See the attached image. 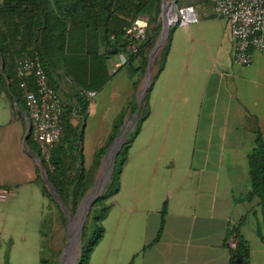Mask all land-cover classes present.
<instances>
[{
    "label": "crops",
    "instance_id": "crops-1",
    "mask_svg": "<svg viewBox=\"0 0 264 264\" xmlns=\"http://www.w3.org/2000/svg\"><path fill=\"white\" fill-rule=\"evenodd\" d=\"M212 3L192 2L196 13L208 12ZM232 46L225 19L208 17L173 26L163 66L146 95L149 142L145 145L162 135L157 146L160 152L146 159L141 149L132 146L139 132L132 140L118 176V190L107 199L102 236L86 264H232L225 240L231 225H238L247 244L248 264H264V244L256 235L260 221L257 200L239 201L249 190L246 155L256 130L264 142V52L254 53L250 65L237 66L231 62ZM40 47L48 80L65 104L76 99L66 73H75L82 91H95L86 111L83 151L90 111L101 110L104 118L113 110L125 111L128 102L136 104L132 83L139 72L130 74L129 69L138 61L122 66L119 53L111 54L104 59L103 70L110 80L91 85L88 80L81 82L87 64L84 49L77 51L72 45L60 51L57 59L67 56L60 70L54 65L57 49L52 43ZM44 48L50 52L45 53ZM106 59L116 64L113 73L108 71ZM121 84L128 85L124 92L117 91ZM10 100L14 108V99ZM10 115L0 123V188L9 191L0 200V225L22 220L18 206L24 205L32 190L34 196L35 186L43 201L42 208L33 211V224L38 223L40 234L45 200L36 181L39 164L36 153L23 143V117L11 116L10 123ZM164 149L171 154L161 161ZM180 150L190 152L184 158ZM162 204V227L152 241ZM112 210V222L105 224ZM39 239L41 242V236Z\"/></svg>",
    "mask_w": 264,
    "mask_h": 264
},
{
    "label": "trees",
    "instance_id": "trees-1",
    "mask_svg": "<svg viewBox=\"0 0 264 264\" xmlns=\"http://www.w3.org/2000/svg\"><path fill=\"white\" fill-rule=\"evenodd\" d=\"M173 1L177 6H182L181 4L184 3L183 0ZM160 3L161 0H0V62L2 63L0 86L9 98L15 100L16 114L22 112L24 108L14 72L15 61L27 53L35 54L41 62L48 80V72L40 49V45L48 41L53 42L52 44L59 51L64 50L65 40H67V47L74 45L77 51L84 49L87 74L85 73L81 82L88 80L91 85H102L108 80L109 76H103L104 59L111 55L112 50L125 55L126 62L122 66H129L135 60L138 61L135 68L129 69L130 74L143 71L148 61L147 50L153 44L161 28ZM137 16H145L147 19L145 39L133 41L136 50L131 53L126 48L129 39L125 37V28ZM170 31L171 28L169 27L167 37L153 61L156 68L151 73L150 85L137 114L135 126L126 134L117 150L114 162L110 166L109 180L105 184V188L103 187L104 190L89 205L80 234L81 247L75 260L76 264L87 263L92 248L102 236L103 228L100 223L108 210L107 203L103 204V201L118 190V176L129 146L139 131L140 123L146 116V95L163 66L168 50ZM73 35H75L74 42L71 41ZM99 47L102 48L101 53H98ZM48 83L51 84L49 80ZM132 84L135 85V82ZM83 91L79 88L75 91L76 99L70 105L63 102L64 111L60 120V137L52 148L49 157V165L52 168L49 169L43 163L49 184L67 211L72 213L78 207L85 192L93 184V177L99 160L104 155L108 145L119 133L121 126L112 123L104 143L95 149L90 165L85 166L82 155V137L87 103L84 100ZM127 107L130 114H134L137 109L133 101L128 102ZM75 120V124L71 122ZM26 143L35 147L29 135ZM246 159L249 190L239 201H249L256 198L260 215L256 235L264 244V142L258 130L254 132L252 147L246 155ZM36 181L45 202L54 204L59 216L64 220V213L54 202L39 175H37ZM44 207L39 230L41 245L38 262L39 264H47L49 259H52L55 264V259L46 255L47 248L43 239L46 223ZM159 214V227L152 241L158 238L162 227L164 204H162ZM88 227L91 233L87 237ZM228 238L235 240V247L229 249L230 262L232 264H248V247L239 235L238 225L229 227L225 240Z\"/></svg>",
    "mask_w": 264,
    "mask_h": 264
},
{
    "label": "built area",
    "instance_id": "built-area-1",
    "mask_svg": "<svg viewBox=\"0 0 264 264\" xmlns=\"http://www.w3.org/2000/svg\"><path fill=\"white\" fill-rule=\"evenodd\" d=\"M170 14L173 16L166 23L170 26H182L196 23L200 19L208 17L225 19L229 25V35L233 40L231 62L237 66L251 64L254 53L264 52V0H213L208 12L196 13L193 5H175L172 0ZM163 11V10H162ZM162 12L161 19L165 21ZM147 19L145 16H137L131 20L125 28V37L129 42L126 48L134 53L136 48L133 41L145 39ZM120 65L125 64L126 57L119 53ZM107 68L113 73L117 66L106 59ZM14 72L17 77V86L20 89L22 99V112L27 116L29 136L35 145L36 155L42 165L45 163L49 169V157L52 148L60 137V120L64 111L63 100L55 88L48 83L45 71L35 54L27 53L15 61ZM88 109L89 103L95 96V91L83 92ZM21 114V113H20ZM9 194L6 189L0 188V200ZM229 249L235 247L233 238L226 239Z\"/></svg>",
    "mask_w": 264,
    "mask_h": 264
},
{
    "label": "rangeland",
    "instance_id": "rangeland-1",
    "mask_svg": "<svg viewBox=\"0 0 264 264\" xmlns=\"http://www.w3.org/2000/svg\"><path fill=\"white\" fill-rule=\"evenodd\" d=\"M171 1L172 0H165V3L170 4ZM183 2L184 3L186 2V3L185 4L183 3L181 5H193L192 4L193 0H183ZM126 22H127V20L125 21V23ZM160 22H161V16H160ZM170 28L172 29L173 26H170ZM157 37H158V35H157ZM164 41H163V43H164ZM163 43L158 47L157 52L155 53V55L152 58V62H151V66H150V76H151V73L156 68V64L153 63V61L157 57V54H158L159 50L161 49ZM63 45L65 48L67 47L65 42ZM53 46L56 48L55 45H53ZM150 48L151 47H149V49ZM56 49L57 50L55 51L56 54H55V64L54 65L56 68H60V70H61V68H63L64 60L65 61L67 60V56L65 55L64 59H63L59 55V58L57 59V55L59 54L60 51L58 48H56ZM149 49L147 50V59H148ZM43 50L45 53L50 52L48 48H44ZM125 71H127V69ZM143 75H144V70L139 72V74L137 75L136 80H135V86H134L135 87L134 88V101L135 102L138 100L140 91L143 87ZM64 77L67 78V84L69 87L72 88V90H78L79 86H77V82H76V80H78L77 79L78 77L75 76V73H71V72L66 73ZM109 80H110V77H109ZM72 81H74L76 84H74ZM127 88H128V85L124 86V84H121L120 87H117V91L121 90L122 92H124L125 89H127ZM10 101L11 100L8 97L7 93L0 86V123L6 122L5 117H6L7 113L11 112L10 123H12L11 121H13V119H11V116L18 117V115H21L20 113L16 114V112H15L16 108H13V106H11ZM142 103H143V101H142ZM142 103H141V105H142ZM147 107H146V109H147ZM127 109H128V107L126 106L124 112L122 110L119 111L118 109L113 110L112 112L106 113V115H105L106 118L102 117L103 113L101 112V110L100 111L98 110L99 112H97V110L95 112L90 111V113L88 114L89 119L87 122V126L85 128V131H86L85 133H86L87 139L84 140L85 143L83 145V151H82L84 163L87 166H88V164L90 165V163L92 162L93 153L95 151L94 150L95 148L94 149H91V148H93V145L94 146L96 145L98 147L102 146V144L105 141L106 134L110 130V125L112 123H114L115 125H121L119 131L121 129H123V127H125L126 125L128 126V129H129V127L131 125V122H129V121H130L133 114L128 113ZM147 112H148V109L146 110V116L144 117L143 121L140 123L139 131H138L139 134L136 136V138L134 139L133 144H132L134 149H137V150L141 149V153H142V155H144L142 157H144L146 159H148L147 157L153 158V157H155L157 152H160L159 150H157L158 149L157 146L160 145V141H161V137H162V135H156V139L153 137L151 145L150 144L145 145L146 142H149L146 140L147 139V134H146L147 129L145 126L146 125ZM126 113H127V116H126ZM107 115H110V117L107 118ZM72 122L75 124L76 120L72 121ZM7 128H9V126ZM105 129H106V132H105ZM29 146L34 152H36V149L33 145H29ZM186 152H188V154H189L190 150H187V151L186 150H183V151L180 150V157H181V153H182L184 158H186V156H187ZM162 154H163V156L161 155L160 159H161V161H164V159H166L167 156H170L171 151H166L164 149ZM134 156L135 155H133V157ZM102 160H103V156L100 158L99 164L95 170L94 177H93V184L84 194L86 196H87L88 192H90L91 190H93L95 188L96 185L99 187V192H101V190H104V189H102V187H103L105 181L107 183L109 180V177L106 178V176H105V173H104L105 170L102 171V168H103L102 167ZM172 164H174V163L172 162L171 165ZM38 175L41 177L40 173ZM142 183L144 185L143 187H145L147 184L146 179ZM32 187H34V188H32V189H34V196H33V190H32L31 196L28 195L26 197V199H25L26 202L24 203V205L21 207L18 206L20 212L22 213V215L20 216L22 218V220H16L15 222H13L9 225H6V224L0 225V264H39L38 257H39V250H40V243L41 242L39 239L40 234L38 233V223H36V225L33 224V211L35 210V208H37L38 210L40 208H42L43 201L41 203V197H40V193H39L38 189L35 188V186H32ZM104 188H105V185H104ZM81 202H79V203H81ZM105 203H107V200L103 201V204H105ZM82 206H83V202H82V205H81L80 209L78 210L77 214H76V211H77L76 209H78V208L75 209L74 213L69 212L66 209V212L69 213V215H70L69 219L72 216L73 217L75 216V218H77L79 211L82 209ZM113 211L114 210H112V212L108 216L105 224H110V222H112ZM44 214H45L46 223H45V236L43 239H44V242H45V245L47 248L46 255L49 257H53V259H55V261L57 263V260H58V257H59V254H60L62 248L64 247V245H66L67 241H69V239H68V236H69V229H68L69 228V226H68L69 225V219L66 218L65 213H64V220H62V218L58 214V211L54 207V204H52L51 202H48V201L45 202ZM100 224H101V226L103 225L102 220H101ZM89 229L90 228L88 227V232L86 233L87 237L90 236V233H91V230H89ZM81 230H82V228H81ZM107 232H108V230H107ZM108 236H109V234L106 233V237H108ZM78 245H79L77 247L78 249L76 248L75 254L73 255V256H76L75 259L77 258L78 254H79V249H80L79 247H81L80 239H79ZM47 264H54V262H52V259L51 260L49 259V262Z\"/></svg>",
    "mask_w": 264,
    "mask_h": 264
},
{
    "label": "water",
    "instance_id": "water-1",
    "mask_svg": "<svg viewBox=\"0 0 264 264\" xmlns=\"http://www.w3.org/2000/svg\"><path fill=\"white\" fill-rule=\"evenodd\" d=\"M164 3H165V0H161V3H160V9H161L160 16L162 14V10H163ZM168 29H169V24L166 23L165 21H163L161 19V28H160L158 37L156 38V40L154 41L153 45L151 46V48L149 49V52H148V61H147V64L145 66L144 75H143V87H142V90H141V92L139 94L138 100L136 101L137 109H136L135 113L133 114V116L131 117V119L129 121V122H131V125H130L129 129H128V126L126 125L125 127H123V129H121L119 131V133L116 135V137L108 145V147H107V149H106V151H105V153L103 155L102 167H103V170H105L106 173H107V178L110 175V166L114 162V158H115V155L117 153V150L120 148V146H121V144L123 142V139L126 136V134L128 132H130L133 129V127L135 126L136 117H137V114L139 113V110H140V107H141V103H142V101L144 99L146 90H147V88L150 85V66H151L152 58L155 55V53L157 52L158 47L166 39L167 34H168ZM115 53H116V50H112L111 51V54H115ZM1 66H2V63L0 62V67ZM14 105H15V100H14ZM20 113H21V116L23 117V119H24V121L26 123V130H25V134L23 136V143L25 144L26 143V139H27L28 134H29V129H28V126H27V122L28 121H27V116L25 115V113L24 112H20ZM33 155H34V157L36 158V160H37V162L39 164L40 175H41L42 180L44 181L45 185L47 186L50 194L52 195V197L54 199V201L56 202V204L58 205V207L61 209V211H63V213H65V216L67 218L68 213L66 212V208L63 205V203L61 202V200L57 197L54 189L49 184V182L47 180V176L45 174V170L43 169V165H42L40 159L38 158V156L36 154H33ZM105 183H106V181H105ZM105 183H104V185H105ZM104 185H103V187H104ZM103 187H102V189H103ZM98 195H96V197ZM84 196L82 197V199L84 198ZM96 197H94L88 203V207L95 200ZM83 219H84V217H82V220H81V222L79 224V230H78V233H77L78 243H79V239H80L81 228H82V225H83ZM64 247H65V245H64ZM64 247L62 248V250H61V252L59 254V257H58V260H57V263L56 264H76V261H75L76 260L75 259L76 256H73L71 258H68L66 261H64V255H63L64 252H65V248Z\"/></svg>",
    "mask_w": 264,
    "mask_h": 264
},
{
    "label": "bare ground",
    "instance_id": "bare-ground-1",
    "mask_svg": "<svg viewBox=\"0 0 264 264\" xmlns=\"http://www.w3.org/2000/svg\"><path fill=\"white\" fill-rule=\"evenodd\" d=\"M163 12L165 14V16H164L165 17V22L170 21L173 16L170 14V6H168V4H166V3H164V5H163ZM102 171H103V168H102ZM104 173H105V176L107 178L106 171ZM100 193L101 192H99V187L96 185L93 190L88 192L87 196L86 195L84 196V198L82 199L83 206H82V209L79 211L77 218H75V216L74 217L72 216L69 219L70 215L68 213L67 219H69V225H68L69 226V228H68L69 229V236H68L69 241H67V243H66V245L64 247L65 250H66L64 252V254H63L64 255V261H66L68 258L73 257V255L75 254V250L78 247L77 233H78V230H79V224H80V222L82 220V217H84V219H85V216H86V213H87V210H88V208H87L88 207V203L94 197H96V195H98ZM82 202L80 203V205H79V207H78V209L76 211V214H77L78 210L80 209V207L82 205ZM84 219H83V222H84Z\"/></svg>",
    "mask_w": 264,
    "mask_h": 264
}]
</instances>
